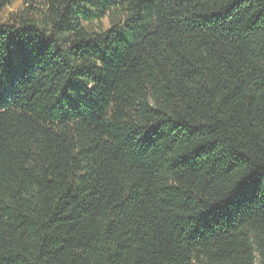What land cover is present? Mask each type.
I'll return each instance as SVG.
<instances>
[{
  "label": "trees",
  "instance_id": "trees-1",
  "mask_svg": "<svg viewBox=\"0 0 264 264\" xmlns=\"http://www.w3.org/2000/svg\"><path fill=\"white\" fill-rule=\"evenodd\" d=\"M0 264H264V0H0Z\"/></svg>",
  "mask_w": 264,
  "mask_h": 264
},
{
  "label": "rangeland",
  "instance_id": "rangeland-1",
  "mask_svg": "<svg viewBox=\"0 0 264 264\" xmlns=\"http://www.w3.org/2000/svg\"><path fill=\"white\" fill-rule=\"evenodd\" d=\"M104 24H105L106 27H108V21L105 20Z\"/></svg>",
  "mask_w": 264,
  "mask_h": 264
}]
</instances>
